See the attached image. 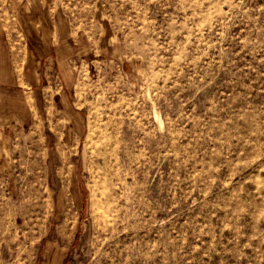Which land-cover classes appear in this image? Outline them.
Listing matches in <instances>:
<instances>
[{
	"label": "rangeland",
	"instance_id": "obj_1",
	"mask_svg": "<svg viewBox=\"0 0 264 264\" xmlns=\"http://www.w3.org/2000/svg\"><path fill=\"white\" fill-rule=\"evenodd\" d=\"M0 28L17 88L26 48L72 49V176L50 181L78 190L64 232L16 139L0 264H264V0H0Z\"/></svg>",
	"mask_w": 264,
	"mask_h": 264
},
{
	"label": "crops",
	"instance_id": "obj_2",
	"mask_svg": "<svg viewBox=\"0 0 264 264\" xmlns=\"http://www.w3.org/2000/svg\"><path fill=\"white\" fill-rule=\"evenodd\" d=\"M32 16L33 13H21V18L27 17L28 19ZM37 16L41 15L38 13ZM2 42L0 38V177H4L7 170L10 171L7 169L10 161L8 150L10 153V147L14 145V141L16 139L23 140L21 146L24 149L23 152L26 153L28 145H31V140L37 138L39 141L33 146L40 150L47 161L52 164L51 171L49 169L46 173L47 189L54 212L59 205L58 214L55 216L53 213L52 219L63 214V224L58 225L64 226V232H68L71 215L66 211L65 203L67 202L68 205L71 203L68 195L73 197V194L78 193L75 187L77 182L75 181L72 186V180H70L68 186H59L57 189L51 181L56 179V174L64 180H69L72 176L71 170L65 173L56 164L70 160V157L66 156V152L69 145L75 143V139H77L72 125H68L65 121L62 124L59 122L64 114L70 120L71 111L73 112L72 104L69 103L71 101V85L65 80L63 72L66 73V71L61 65L67 60V57H70L72 49L71 47L69 49L67 44H59L52 49L51 46L43 43L26 48L29 55L24 61L22 74L27 84L17 88L14 83L16 84L19 79L16 77L17 73L12 65L15 56L11 49L5 47ZM56 65H58L59 73L54 72L53 67ZM58 78L61 80L60 82ZM29 97L33 101H30ZM7 173L8 177H12L9 172ZM8 190L14 197L20 193L17 192L15 186H9ZM58 193L61 194V201H57ZM65 196L66 198H64ZM73 199L75 200V198ZM63 235L66 236V233ZM55 236L54 232L50 241H55Z\"/></svg>",
	"mask_w": 264,
	"mask_h": 264
}]
</instances>
